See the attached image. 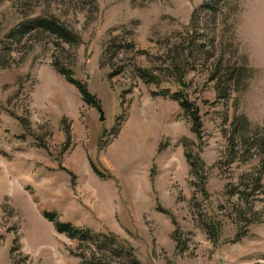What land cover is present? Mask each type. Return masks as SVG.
Wrapping results in <instances>:
<instances>
[{"label": "rangeland", "instance_id": "rangeland-1", "mask_svg": "<svg viewBox=\"0 0 264 264\" xmlns=\"http://www.w3.org/2000/svg\"><path fill=\"white\" fill-rule=\"evenodd\" d=\"M174 93L198 106L200 137ZM262 137L264 0H0V264H133L44 211L115 235L142 264H264Z\"/></svg>", "mask_w": 264, "mask_h": 264}, {"label": "trees", "instance_id": "trees-1", "mask_svg": "<svg viewBox=\"0 0 264 264\" xmlns=\"http://www.w3.org/2000/svg\"><path fill=\"white\" fill-rule=\"evenodd\" d=\"M29 27L32 28H42L44 30L49 31L50 33L57 35L59 38H62L66 42H72L74 40L73 35L62 25L59 24L57 21H51V20H37V21H32L29 23ZM19 32H22L19 30ZM15 34V32H13ZM18 36V35H17ZM61 72L63 74H66L68 79L76 85V87L79 89L81 92L84 101L89 104V105H99L100 102L97 100L87 89L85 85H82L80 82L77 80L73 79L71 76L68 75L66 69L62 68ZM183 72V70H181ZM233 71H230V74H232ZM242 71L241 69H238L236 71V74H240ZM162 95L164 96H169V93H167V89L164 91H161ZM171 98L175 99L178 101L180 104L181 108L188 113L190 116L192 122H193V130L196 133L197 136H201V130L203 128V121L202 117L199 112L198 106L191 101L186 94L183 93H174L170 95ZM238 125L241 127V135L239 137V142L241 145L247 144V126H248V121L244 116L237 117L235 121L233 122V126L236 128ZM262 143L264 144V137L261 138ZM234 147H237V140L233 144ZM104 147V142L102 141L100 143V148ZM186 157L190 163L191 166V173L196 174V176L199 179V183L201 185L202 191L207 192V178L205 174V164L204 161L202 160L200 153L197 151L196 153H191V151H186ZM91 165L95 172H97L99 175H102L101 170L99 167L91 161ZM264 172V167L261 169L260 173ZM262 176L260 175L259 177H255L254 182H253V189L255 191L257 190H262L264 192V185L261 183ZM240 194H244V191H241ZM248 203H250V198L245 197L244 198ZM44 216L52 221L54 223V227L58 233H64L71 239H78L84 242H95V244H98L99 249L102 250L105 247H110L112 248L111 252H114L118 258L124 257V256H130L132 259L133 264H142L137 258L133 257V250L128 247L125 243L120 241L115 235H100V234H95L92 233L89 229L85 228H80L76 227L70 222L67 221H61L57 219V214L54 212H48L44 211L43 212ZM216 230H218L217 227ZM215 230V231H216ZM214 234V232L212 233ZM107 252V251H104ZM83 260L84 263L86 264H111L109 262L103 261V260H98V261H92V259L87 258L84 254H78Z\"/></svg>", "mask_w": 264, "mask_h": 264}, {"label": "water", "instance_id": "water-1", "mask_svg": "<svg viewBox=\"0 0 264 264\" xmlns=\"http://www.w3.org/2000/svg\"><path fill=\"white\" fill-rule=\"evenodd\" d=\"M180 84H181V86H184V85H183V83H182V80H181V78H180ZM99 110H100V112H101V117H100V120H104V115H103V110H102V108H101V107H99Z\"/></svg>", "mask_w": 264, "mask_h": 264}]
</instances>
